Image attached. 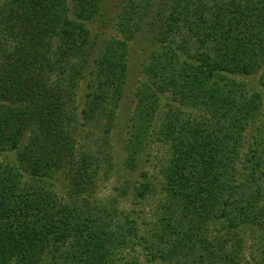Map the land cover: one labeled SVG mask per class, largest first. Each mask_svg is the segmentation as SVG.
<instances>
[{"label": "trees", "instance_id": "1", "mask_svg": "<svg viewBox=\"0 0 264 264\" xmlns=\"http://www.w3.org/2000/svg\"><path fill=\"white\" fill-rule=\"evenodd\" d=\"M0 24V264H243L244 230L264 264V0H6ZM136 45L126 163L167 150L150 227L96 200Z\"/></svg>", "mask_w": 264, "mask_h": 264}, {"label": "rangeland", "instance_id": "2", "mask_svg": "<svg viewBox=\"0 0 264 264\" xmlns=\"http://www.w3.org/2000/svg\"><path fill=\"white\" fill-rule=\"evenodd\" d=\"M6 0H0V6ZM113 3H110L112 7ZM1 26V24H0ZM0 28V46L4 42V35ZM112 33V32H109ZM145 55L144 46L136 45L132 48L131 59H130V79L125 88V93L121 106L118 110V116L115 128L111 133L110 143V153L112 158V163L110 165L111 170L100 174V179L97 186L96 200L104 206L113 208L117 213H126L132 216L133 211H140L142 219L148 225L155 222L156 216L159 214L158 205L160 200L163 199L161 193V183H162V167L167 155L166 147L161 144L152 145L148 158L145 161V157H141L139 162L130 166L126 163L127 153L125 152L123 146L124 128H125V118L127 113V108L131 106V96L132 92L137 87V76L140 73V65L142 59ZM249 83L253 86H257V78L248 79ZM82 86L79 85L78 92L76 94V101L81 97ZM86 136V135H84ZM83 136V137H84ZM95 138V139H94ZM93 139L96 140L97 136H92L91 144L90 141L86 139L79 140L76 145L89 147L92 145ZM15 152L2 153L0 155V160L4 162H10L15 164ZM144 172L147 176V181H149L154 191L152 194L139 205L134 204L133 190L132 186L134 182L139 178L140 173ZM54 190L59 194V196H65L66 183L63 177H60V181L56 183ZM124 192V194H123ZM251 230H244L243 236L245 238V246L243 248L242 258L243 264H255V259H253V246L255 245L254 237L250 235ZM252 246V247H251ZM139 251L138 247H135V251Z\"/></svg>", "mask_w": 264, "mask_h": 264}]
</instances>
